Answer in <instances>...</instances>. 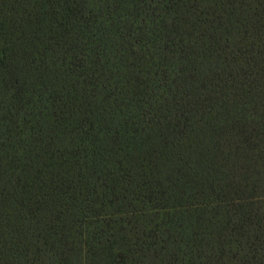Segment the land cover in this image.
<instances>
[{"label": "trees", "instance_id": "16d2710c", "mask_svg": "<svg viewBox=\"0 0 264 264\" xmlns=\"http://www.w3.org/2000/svg\"><path fill=\"white\" fill-rule=\"evenodd\" d=\"M0 264H264V0H0Z\"/></svg>", "mask_w": 264, "mask_h": 264}]
</instances>
